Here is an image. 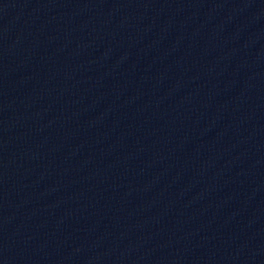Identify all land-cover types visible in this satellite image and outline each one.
Returning <instances> with one entry per match:
<instances>
[{
	"label": "water",
	"instance_id": "obj_1",
	"mask_svg": "<svg viewBox=\"0 0 264 264\" xmlns=\"http://www.w3.org/2000/svg\"><path fill=\"white\" fill-rule=\"evenodd\" d=\"M0 264H264V0H0Z\"/></svg>",
	"mask_w": 264,
	"mask_h": 264
}]
</instances>
